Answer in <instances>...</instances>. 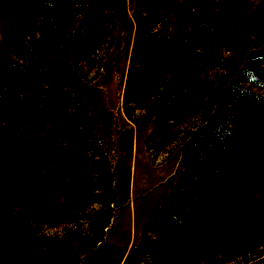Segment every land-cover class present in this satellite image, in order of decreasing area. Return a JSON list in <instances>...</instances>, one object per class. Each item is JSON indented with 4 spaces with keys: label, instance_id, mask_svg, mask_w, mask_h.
Returning a JSON list of instances; mask_svg holds the SVG:
<instances>
[{
    "label": "rangeland",
    "instance_id": "374dc122",
    "mask_svg": "<svg viewBox=\"0 0 264 264\" xmlns=\"http://www.w3.org/2000/svg\"><path fill=\"white\" fill-rule=\"evenodd\" d=\"M25 216L42 264H264V0H0V264Z\"/></svg>",
    "mask_w": 264,
    "mask_h": 264
},
{
    "label": "trees",
    "instance_id": "16d2710c",
    "mask_svg": "<svg viewBox=\"0 0 264 264\" xmlns=\"http://www.w3.org/2000/svg\"><path fill=\"white\" fill-rule=\"evenodd\" d=\"M87 23V22H86ZM88 34H82V33H78L77 38L78 40H86V37ZM89 39H92V37L89 35ZM86 43V42H85ZM80 46V45H79ZM132 72H130L129 77H128V86L131 84L132 82ZM135 84L137 83V90H139L141 92V85H142V80L141 78L138 81L134 82ZM127 92H129L127 90ZM203 148L209 150L210 147V141L209 139H205L203 141L202 146ZM195 153L193 154L194 157L197 156L198 160L205 158L204 155H202L201 152H198V150L194 151ZM207 161V160H206ZM206 163V162H205ZM204 163V165H205ZM207 164V163H206ZM196 177H200L201 173H196ZM75 185H78V180L76 179L75 181ZM81 193L78 194L77 199L74 197L73 200H69V197L65 196H61V195H57L54 194L51 197H41L40 199H38L37 203L41 204L42 202H44V205L47 204L46 213H44V219H48L47 221H54L53 222V227L57 228L58 226H60L61 224L64 223H72L73 222V210L70 207V201L71 203L74 202V200L79 201L81 198ZM175 197V196H174ZM68 198V200H67ZM63 199V200H62ZM173 200V195L170 196V198L168 199V201L162 206L160 207L156 213L151 217L150 221L147 223L145 231L149 230L152 235L154 237H156L158 239L156 246L157 248H160L159 246V242L160 240L165 236V231L167 233H170L172 231V226L169 224L168 222V216L171 214L169 212H171L173 209L172 208H177V204H175V207L173 205V203H171ZM26 211H28V215H32L31 211H29V207H25ZM179 209V208H178ZM177 209V210H178ZM176 210V209H175ZM163 215L165 216V223L160 224V225H154V219H156V217L158 215ZM42 216V215H40ZM167 220V221H166ZM21 221H25L27 222V225H19V222ZM17 231L18 232H24L26 234H28L31 239H32V258L33 261L36 264H42L44 263L42 260V257H39L36 253L39 252L41 255L49 257L51 256V254L54 252V245L53 243L56 240H53L52 238H50L47 234H45V232L40 231V228L38 227H34V225H31L28 222V217H23L20 220H18V225H17ZM155 244V243H154ZM62 247V252L56 257V259H53V261H56V263H61L62 262V257L65 254L66 251V247L65 245H61ZM150 246L148 242H142L140 243V245H138L132 252H131V258L126 262V264H142V259H144L143 256L144 254H147L148 252H150ZM60 248V245H57V249ZM38 253V254H39Z\"/></svg>",
    "mask_w": 264,
    "mask_h": 264
}]
</instances>
